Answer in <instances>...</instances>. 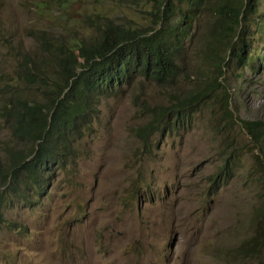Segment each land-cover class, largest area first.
I'll use <instances>...</instances> for the list:
<instances>
[{"label":"rangeland","instance_id":"1","mask_svg":"<svg viewBox=\"0 0 264 264\" xmlns=\"http://www.w3.org/2000/svg\"><path fill=\"white\" fill-rule=\"evenodd\" d=\"M59 1L0 0V107L15 93H40L16 73L18 61L39 51L43 31L94 43L99 34L87 15H105L107 7L122 26L150 22L149 5L133 0H70L62 12ZM263 19L253 15L247 56L230 55L222 73L197 62L211 23L204 16L186 43L178 81L139 78L119 97L103 98L67 168L56 169L43 192L10 195L0 205V264H264V165L256 158L264 141L254 145L241 123L264 124V64L250 69L264 53ZM8 76L13 82L3 86ZM198 82L206 93L200 107L182 125L152 134L144 149L133 134L151 117L142 107L175 104ZM11 146L24 144L13 142L0 115V161ZM227 162L232 174L214 182Z\"/></svg>","mask_w":264,"mask_h":264},{"label":"trees","instance_id":"2","mask_svg":"<svg viewBox=\"0 0 264 264\" xmlns=\"http://www.w3.org/2000/svg\"><path fill=\"white\" fill-rule=\"evenodd\" d=\"M133 1L149 5L150 22L145 26H122L109 18L107 7L105 15H87L88 25L96 24L90 27L98 32V41L85 44L68 36L66 30L63 34L43 31L38 35L36 55L27 54L18 61L16 76L36 86L40 93L29 97L15 93L6 97L0 107L1 117L11 124L13 142L24 144L20 149L7 147L0 161V205L10 195L28 200L29 194L43 192L46 179L56 169L67 168L68 158L75 155L74 143L97 117L103 98L119 97L139 78L158 86L178 81L189 57L186 43L202 17L210 16L211 23L201 41L197 62L222 73L230 55L241 62L247 56V25L253 15L264 16V10L261 14L257 11L259 0ZM70 5V0H64L59 9L62 12ZM259 27L264 34V24ZM239 28L244 29L240 38ZM263 54L255 56L250 68L254 72L264 64ZM9 78H3L8 80L3 86L13 82ZM205 96L204 86L198 82L175 104L142 107L151 117L133 129L134 136L143 142L144 149H149L152 134L182 125ZM227 114L232 117L230 111ZM241 123L254 145L264 141L262 121ZM260 153L263 156L256 158L264 165V152ZM232 172L233 165L227 162L213 181L224 182Z\"/></svg>","mask_w":264,"mask_h":264}]
</instances>
